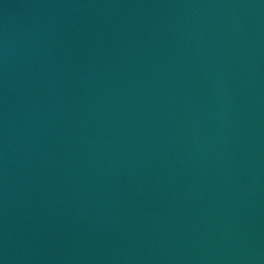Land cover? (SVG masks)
Instances as JSON below:
<instances>
[{
  "label": "water",
  "instance_id": "95a60500",
  "mask_svg": "<svg viewBox=\"0 0 264 264\" xmlns=\"http://www.w3.org/2000/svg\"><path fill=\"white\" fill-rule=\"evenodd\" d=\"M0 264H264V0H0Z\"/></svg>",
  "mask_w": 264,
  "mask_h": 264
}]
</instances>
